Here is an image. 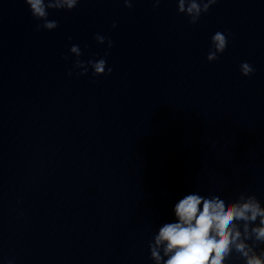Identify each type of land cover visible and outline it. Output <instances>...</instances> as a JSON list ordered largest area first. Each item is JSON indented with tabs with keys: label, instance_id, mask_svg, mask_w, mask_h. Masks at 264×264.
Segmentation results:
<instances>
[{
	"label": "clouds",
	"instance_id": "clouds-1",
	"mask_svg": "<svg viewBox=\"0 0 264 264\" xmlns=\"http://www.w3.org/2000/svg\"><path fill=\"white\" fill-rule=\"evenodd\" d=\"M80 0H25L32 16L43 21L41 28L53 30L58 24L48 19V9L72 10ZM158 6L161 0H153ZM217 0H177L178 12L190 17L189 23L196 24L203 13H207ZM126 7H132V0H123ZM115 27V25H113ZM95 39L104 44L106 38L99 34ZM227 36L216 32L211 37L208 61L217 60L225 51ZM113 46L108 40V48ZM77 58L73 67L82 69L84 75L92 69L93 76L110 75L112 69L104 58L81 61L78 45L70 48V54ZM108 53L106 52L105 55ZM68 59V57H65ZM242 75L249 76L253 67L243 62ZM69 72V76H71ZM149 243L150 258L155 264H229V261H243V264H264V206L255 194L240 193L234 201L221 199L218 195H201L198 191L187 193L174 204V221L159 227L158 234ZM162 252V255H161ZM166 258V259H165Z\"/></svg>",
	"mask_w": 264,
	"mask_h": 264
}]
</instances>
